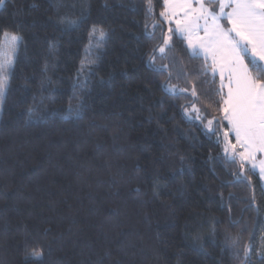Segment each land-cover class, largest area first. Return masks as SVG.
I'll use <instances>...</instances> for the list:
<instances>
[{"label":"trees","instance_id":"obj_1","mask_svg":"<svg viewBox=\"0 0 264 264\" xmlns=\"http://www.w3.org/2000/svg\"><path fill=\"white\" fill-rule=\"evenodd\" d=\"M152 2V17L147 0H5L0 7V30L24 38L0 105V264H25L37 238L50 246L44 264H241L249 244L251 264H260L259 173L246 165L251 183L238 182L239 160L225 158L222 134L206 135V120L185 116L187 94L162 89H191L197 77L176 73L199 71L204 61L189 59L175 36L163 58L152 53L171 27L159 16L163 0ZM62 17L77 24L65 28ZM93 25L108 33L103 48L90 43ZM161 65L168 67L156 71ZM203 79L202 112L219 88L211 72ZM70 97L82 98L78 116L68 111ZM209 111V119L218 114Z\"/></svg>","mask_w":264,"mask_h":264},{"label":"snow or ice","instance_id":"obj_2","mask_svg":"<svg viewBox=\"0 0 264 264\" xmlns=\"http://www.w3.org/2000/svg\"><path fill=\"white\" fill-rule=\"evenodd\" d=\"M58 3H62V0H58ZM4 4L5 0H0V7ZM105 4L107 6V0ZM147 4V17H152L154 15L152 0H147ZM162 8L159 13L162 22L172 24L174 21L175 28L169 27L167 34L162 33L160 38L162 43L154 46L152 53L158 51L163 58L166 49L172 50L175 36L186 41L187 49L190 50L189 59L202 58L204 61L199 71L181 67L176 73L177 79L188 75L197 77V82L193 83L191 89H180L168 83L161 85L162 89L173 95L187 94L186 98L190 103L182 106L185 116L190 120H199L202 124L206 120L207 123L204 125L206 135L222 134L225 158L232 164L239 160L241 172L233 173L238 182L251 183V176L243 173L246 165L251 166L252 173L258 168L259 180L264 181V159L257 161V154L264 155V0H195V6L193 0H163ZM57 22L65 28L77 24L76 20L66 17L60 18ZM147 27L145 24L146 29ZM155 27L157 25L154 24L153 28ZM145 34L151 38L154 33ZM107 38L108 33L105 30L97 29L93 25L89 33L90 43L95 39L96 47L103 48ZM23 39V36L16 32L0 30V43L6 49L0 53L4 57L3 62H0V105L4 103L10 69ZM54 49L55 45L50 44V51ZM154 62L155 56L150 55L149 65H154ZM172 64H176L175 59L172 60ZM167 67L161 65L155 70L159 72ZM91 70L89 68V71ZM209 72L213 77V83L215 76L219 75V88L210 90L214 91L218 99H211V96H208L211 102L202 112L197 103H203L201 96L206 94L198 92V84L208 82L203 78L207 77ZM37 108L38 105H34L27 109L29 119L36 114ZM210 109L218 114L211 115L209 119ZM68 111L78 116L82 111V98L70 97ZM193 113L195 115H192ZM67 118L66 116L65 119ZM233 139L235 143L232 142ZM217 143L219 144V139ZM184 159L185 157H180L182 162ZM261 187L264 189V185ZM229 195L231 196V193ZM254 199L252 197L253 202ZM246 230L249 231L251 240V230ZM47 231L44 230L45 234ZM200 239L198 235L194 237L196 243H199ZM237 244L238 240L232 239V245L235 247ZM253 251L254 247L250 244L243 247L241 264H251ZM46 252H50V246L46 249L40 239H35L25 256V264H44ZM236 255H240L239 250ZM256 255L260 257V264H264V247L256 252Z\"/></svg>","mask_w":264,"mask_h":264},{"label":"rangeland","instance_id":"obj_3","mask_svg":"<svg viewBox=\"0 0 264 264\" xmlns=\"http://www.w3.org/2000/svg\"><path fill=\"white\" fill-rule=\"evenodd\" d=\"M5 51H6V49H5L4 45H3V48H2V52H1V53L5 52ZM3 60H4V57H3V55H1V57H0V62H3ZM192 115H195V114L193 113ZM259 158H260V159H259ZM261 159H264V155L257 154V161H259V160H261ZM249 166H250V165H249ZM250 167H251V166H250ZM257 170H258V168H257Z\"/></svg>","mask_w":264,"mask_h":264},{"label":"crops","instance_id":"obj_4","mask_svg":"<svg viewBox=\"0 0 264 264\" xmlns=\"http://www.w3.org/2000/svg\"><path fill=\"white\" fill-rule=\"evenodd\" d=\"M193 6H195V0H193ZM168 25H171V27H173V28H175V23H174V21H173V23L172 24H169L167 21H165ZM201 35H202V33H201ZM185 44H186V41H185ZM186 46H187V44H186ZM190 51V50H189ZM211 63V61H209V64ZM216 77L218 78V80H219V75L217 74L216 75ZM225 91H226V89H225ZM235 141V140H234ZM235 143V142H234ZM260 159V158H259ZM258 173H259V170H256ZM262 183H263V185H264V181H262Z\"/></svg>","mask_w":264,"mask_h":264}]
</instances>
